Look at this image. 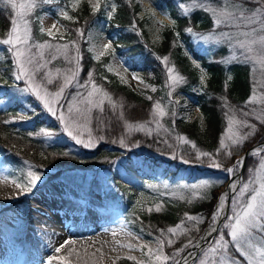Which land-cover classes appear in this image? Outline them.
Returning a JSON list of instances; mask_svg holds the SVG:
<instances>
[{"label": "trees", "instance_id": "obj_1", "mask_svg": "<svg viewBox=\"0 0 264 264\" xmlns=\"http://www.w3.org/2000/svg\"><path fill=\"white\" fill-rule=\"evenodd\" d=\"M161 1L168 6L172 22L164 24L160 39L155 43L149 36L150 14L137 0H98L99 7L95 11L85 1L71 7L69 0H28L35 6L26 17L31 27L26 47L34 50L36 41L48 40L59 43L60 51L63 50L58 51L60 53L55 59L48 61L51 71L56 70L52 78L54 83L47 84V79L40 72H35L37 80L52 91L62 77L58 68L65 73H74L77 81L83 83L89 81L88 73L92 72L91 82L105 89L114 102L104 100L99 107H90L87 111L88 133L83 132L81 136L84 139L91 135V140L96 144L91 148L77 145L64 133L58 120L41 107L32 94L28 93L22 99L19 97L18 91L22 82H11L14 49L0 43V85L8 86V89L0 94V154L11 175H16L20 180H27L26 172L31 166L33 171H39L44 176L43 181L61 178L76 188H83L89 194L105 195L122 211H127L131 193L128 190V182L118 174V167L158 186L188 183L210 176L209 172L217 170L209 166V158L197 159V150L213 153L216 163L222 168H227L245 147L264 139V123L256 119L252 122L255 124L252 131L240 142L230 144L217 152L227 115L248 118L250 111L255 108L254 103L246 101L250 91L248 64L235 60L226 61L228 51L224 42L201 44L197 39L199 34L217 27L212 26L209 11L204 6L215 5L219 0ZM107 2L112 6L109 14L105 9ZM245 2L250 3L248 0ZM53 5L69 9L73 18L69 20L59 15L52 8ZM41 12H47L60 21L65 29V37H50L40 31L38 17ZM14 15L15 11L8 5L7 0H0V40L7 36ZM93 19H104L106 31L113 32L114 45L110 52L125 56L131 69L150 72L153 79L160 84L149 93L151 100L148 99L149 96L139 94L105 69L103 64L109 53L99 60L91 56L83 38ZM188 28L192 31L188 32ZM179 39L203 67L204 81L200 78L201 70L182 50ZM62 43L68 45V48L64 49ZM51 50L53 49L44 52L46 58L50 56ZM165 56L168 57L166 63L163 61ZM169 66L182 78L180 83L172 87L166 84ZM195 85L198 86L196 90L192 89ZM73 89H65V100L72 94ZM178 92L184 93L196 104L202 115V123L196 120L188 121L175 114L173 97ZM157 103L160 104L159 109L154 107ZM18 106L24 107L23 114L17 111ZM160 112L164 114L160 115ZM124 120L148 126L149 132L124 130ZM45 133L53 135L47 136ZM181 137L190 143H185ZM121 141L124 143L121 144ZM135 141L137 144L134 145ZM192 144H195L196 148H193ZM261 155L264 156V151L246 156L242 181L249 178L252 167ZM182 159L188 160L189 163H183ZM103 169L113 172L111 181L116 188H111L112 183L101 184L98 174ZM222 175V179H225L226 173L223 172ZM219 181L210 185L205 198L186 202L183 194L182 198L178 199L179 204L182 203L187 210L198 212L201 209L206 215L218 192L221 184ZM244 195L242 200L245 199L246 193ZM235 198L233 195L230 197L228 209L232 207L231 201ZM161 200L156 207H137L130 214V218L133 220L135 231L144 238L157 239L163 251L169 254L174 245L196 236L204 223H198L197 228L183 223L189 228L187 233L185 230L176 234L168 233L167 229L180 220L182 209L174 203L173 197H170V201L164 197H161ZM226 223L229 221L224 218L212 242L227 241L226 251L229 259L236 264H248L230 241L228 228L224 226ZM161 240L164 241L163 244L160 243ZM169 240L172 241L171 244L168 243ZM203 253L202 251L198 255V259L195 258L193 264H197L204 257ZM111 264L139 263L125 256H118Z\"/></svg>", "mask_w": 264, "mask_h": 264}, {"label": "rangeland", "instance_id": "obj_2", "mask_svg": "<svg viewBox=\"0 0 264 264\" xmlns=\"http://www.w3.org/2000/svg\"><path fill=\"white\" fill-rule=\"evenodd\" d=\"M83 1H85L87 5L92 8H94V6L98 4V0H69V3L71 7H75ZM138 1L150 14L149 36L153 42L157 43V41L160 39V31L164 24H170L172 22V19L169 16V8L161 0ZM248 1L250 2V0ZM17 2L20 3L23 2V0H17ZM204 7L209 11L212 20V26L217 27L213 28L210 31H205L203 34H199L197 36L199 42L201 44H208L210 42L219 44L221 42H224L228 51V53H226L225 60L246 62L249 67L248 71L250 75V91L246 98V101L254 103L255 105H253V107L255 108L250 111L251 114L248 116V118H239L234 114L227 115V122L222 134L223 138L225 139V144L228 147L230 144H236L233 143V140L240 142L247 133H250L252 131V126L255 125L254 123H252L253 120L258 119L261 120L262 123H264V0H253V2L250 3L245 2V0H219V2L215 5L208 4ZM52 8L61 16H63V12H67L68 16L73 18V15H71L69 9L67 8H63L58 5H53ZM105 9L107 11V14L112 11V6L109 2L105 3ZM38 19L40 28L43 27L44 32L47 35L48 30L51 29L53 35L50 37H65V29L57 18L49 13L42 12L40 13ZM53 25H55V27H53ZM113 37V33H108L106 31V21L104 19H93L87 31L85 32L83 39L86 41V46L94 59H96L95 57L98 56L101 52H105L104 45L111 42L112 48L109 51L105 52V54L109 53L107 60L103 64L105 69L109 71V68H111L110 72H112L120 81L124 83L126 81V84H128L133 90L143 95L144 97H148L149 93L158 88L160 84L153 79L150 72L145 73L140 69H131L130 63L125 58V56L110 52L113 49L114 45V42L112 40ZM178 43L182 46V50L189 56V59L199 67V69L201 70L200 78H202L204 81L203 67L200 65V63H198L197 60L192 58L191 53L183 44L182 40L179 39ZM40 44H45L46 46L41 49L37 47V45ZM47 44H51L54 46L48 58H46L44 55V52L50 49L49 47H47ZM63 45L64 43L61 44V46ZM59 46V43L48 40L36 41L34 44V50H29L28 47L25 48V59L31 56L33 64L38 61L40 65H44L43 67H38L35 72H40L41 75L45 78H47L48 74L51 73V78H53L55 76L56 70L54 69V72L51 71V68L48 66V61L52 58L53 55L56 56L63 51H56V48H59ZM26 67H28L29 71L33 70V66L31 64H27ZM17 71V62L16 58L14 57V71L11 82L17 84L22 81V87L20 89H25V91H21L20 97H22L23 94L29 92L35 97L39 105L41 107L43 106L47 110L44 102L38 99L37 96L30 90L33 85L29 84L27 77H23L20 81L15 80L14 77ZM58 71L62 73L59 84L63 85L65 78H67L71 80V83L68 84L65 89L70 87H73L74 89L72 94L69 95L66 100L64 98L65 91L58 101L55 99V97H49L51 106L53 108H57V116L54 117H56L59 121V111L62 110L64 112L65 120L69 122L74 132L79 131L81 134L83 132L88 133V112H85L84 110L86 108L90 109V107H95V105L100 104L101 100H106L112 103L114 102V99L105 91V89L97 84L96 85L98 87V91L94 93L91 98H89L88 92L92 90L91 84L93 82L90 81L86 86H83L85 85V83L78 82L77 77L74 73H65L62 72V70L59 68ZM35 72L32 76V80L35 85L40 86L41 95H44L45 89L49 93H54L58 90L56 86L52 91L47 89L39 80H37ZM171 75L177 76L178 79L180 78L179 74L174 70ZM166 84L170 87L173 86L172 82L169 80L168 72ZM197 88V85L192 87V89L194 90H196ZM4 90L5 87H0V94L4 92ZM105 93H107V96H105ZM74 96L76 97V100H73ZM88 99H91L93 101V104H87L86 102ZM64 100L65 102L63 103ZM173 101L175 114L177 116H180L188 121L196 120L199 123H202V115L199 112L197 106L184 93H176L173 97ZM69 102L73 104V111L71 113L68 112ZM77 108L81 109V113H77ZM18 111L20 113H24V109L22 107H19ZM79 117H82L83 119H79ZM230 122L232 124L231 132L228 131ZM59 123L64 131V125L60 121ZM123 128L127 131L142 130L141 132H143L146 130V132H149L148 126L138 123H129L127 120L123 121ZM64 133L67 135V132L64 131ZM232 133H235V135L232 136ZM222 134L220 135V139L222 138ZM229 136H232V139H229ZM84 139L86 140L85 142H87L88 136L84 137ZM92 143L93 146L96 144V142L93 140ZM135 143L137 144V141L134 142V145ZM240 153L236 155L233 163H231L228 167H231L237 160H240ZM0 168L4 170L5 174L9 173L7 167L1 162V159ZM118 168V174L122 178H124V181L128 182V190H130L131 193V200L129 204L130 206L129 209L125 212H121L120 209L114 203H112V201L107 198H103L98 194H88L87 192H85V190H79L76 188L74 190H66V188H63V186H70L68 183L60 182L58 180H50L45 182L44 184H39V182H41L44 178L42 176L41 180L34 187H32L28 185V182L26 183L24 181L16 179L13 176H10V184L12 185V187H15L12 189L15 191V197L5 202L10 204H8L5 209L0 210V226L3 225L10 227L21 235L24 241L23 246H25L26 252L23 248L19 247L16 242H6L1 235L0 248H3L4 246H12L16 251L6 248L7 250L5 252L9 254H12V252L17 254L19 258L27 264L29 262L30 264H49L48 258L50 256L53 257L52 253L46 254L42 253V251L40 250L41 243L39 244V242L35 241L34 234L29 231L28 222H30V218L27 211L32 210L31 205L39 206L38 203H31V201H34L36 199V194L39 191H41L43 188L53 187L58 193H68L70 196L82 202L87 201L96 207L106 209L111 219L120 221L125 225H123L125 228L124 230L126 233H128L126 237L129 238L134 243V245L119 247V249L113 250L109 255L99 258V261H97L98 263L96 262L93 264H111L112 261L118 256L134 258L133 260H135L139 264H175L178 257L186 249L184 246L188 245V243L185 242L194 241L203 229L204 224L202 225L196 236L192 237L191 240L186 239L178 245H174L170 250V253L168 254L163 251L157 239L151 237L148 240H145L139 233L133 230V228L131 227L133 225V220H131L130 214L133 213L134 209H136L137 207H156L160 204V202H162L161 197H164L169 201L170 197H173L174 203H177L176 205L182 209L180 212V220L170 226L176 227L177 225H180L177 231L173 234H176L181 230H185L186 233L189 231V228L187 229V226H185L183 223H189L190 227L194 228H197L199 226L198 223L200 222H206L205 224L210 225L212 222V213L217 209L216 202L218 194L222 190V187L229 175L226 174V178L222 179V173L224 171L217 169L215 171L209 172L210 176L197 178L192 182H181L170 186H158L157 184L144 181L130 171H127L120 167ZM28 170L29 167L26 173H28ZM100 172L101 173L98 174V178L100 179L101 184H111V177L113 172L105 169L101 170ZM218 181L221 182L218 187V193L213 198L214 200L212 207L206 215L203 211H201V209L198 212H196L195 210H187L182 203L179 204L178 199L182 198L183 194L186 197V202L192 201L196 198H205L209 193L210 185L212 183H217ZM245 183L248 184V188L246 191L240 192L236 190L231 194V196L233 195L236 197L235 201L236 205L238 206L237 211L239 210V207H242L245 204L250 195L253 194L254 190L258 189L261 184H264V156L261 155L258 157L256 163L251 169L249 178L244 181H242V179L239 181V183L237 184L238 189L242 188ZM114 187L116 188V185L112 183L111 188L113 189ZM29 188L31 190H29ZM245 193L246 197L244 200H242V197ZM22 194H24L23 199L28 202H21V199H16ZM224 201L225 198H223V204ZM228 202H230V198ZM5 203L0 204V207H2ZM188 217H193L194 219H188ZM227 231L230 241L233 243L235 248L237 245H239L238 251L248 261V264H262V261H264V218L256 221V223L250 228L248 235H241L237 240H232L230 236V227ZM210 243H208L206 246H208ZM226 248L227 241L225 240H221L219 244L217 243V241L212 242V244L204 251V257H202L197 264H233V261L229 259ZM178 249L180 251L177 253ZM203 249H201L196 254V256L200 254ZM212 249H216V251H212ZM161 250L163 251V254L169 255L170 257L172 253H177V255L171 261H157L156 257L161 254ZM193 259H188L187 264H192ZM50 264H63V262L52 259Z\"/></svg>", "mask_w": 264, "mask_h": 264}, {"label": "snow or ice", "instance_id": "obj_3", "mask_svg": "<svg viewBox=\"0 0 264 264\" xmlns=\"http://www.w3.org/2000/svg\"><path fill=\"white\" fill-rule=\"evenodd\" d=\"M250 2H253V0H250ZM7 3L15 11V15L10 21V30L7 32L6 38L0 40V43H2L4 45H10L14 49L17 67H18V71H17L14 78L16 81H20L23 77H27L29 84L33 85L30 90L37 96L38 99H40L44 102V105L47 107V111L49 113H51L52 116H57V108H53L51 106V102H50L49 97H55V99L58 101L62 97V95L65 91V87H67V85L71 83V80L65 78L63 85H60L58 82L56 83L55 86L58 88L57 91H55L54 93H49L45 89L44 95H41L40 86L34 84V82L32 80V76L38 67H43L44 65H40L38 61L35 64H33V60H32L31 56H29V57H27V59H25V48L28 44V40L30 38V33H31L30 21L26 17H27L28 12L35 5H34V3L27 2V0H23V2H20V3H18L17 0H7ZM98 7H99V5L97 4L96 6H94L93 10L95 11L96 8H98ZM62 15L66 19H69V20L72 19V17L68 16L67 12H63ZM53 27H55V25H53ZM40 31L44 32V28L41 27ZM77 31H79V30H77ZM187 31L191 32L192 29L188 28ZM48 35L49 36L53 35V32L51 31V29L48 30ZM73 43H75V42H73ZM22 46H24V47H22ZM45 46H46L45 44L37 45V47H39L41 49L44 48ZM47 47L53 48L54 46L51 44H47ZM63 47H64V49H67L68 45H64ZM111 48H112L111 42L104 45L105 52L109 51ZM56 51H60V49L56 48ZM105 52H101L95 58L97 60H99L101 56L105 55ZM41 56H42V54H41ZM55 58H56L55 55H53L52 59H55ZM163 61L166 63L168 61V57L167 56L163 57ZM27 64H31L33 66L32 71H29L28 67H26ZM109 71H111V68H109ZM167 72L169 74V80L172 82L173 85L180 83V80L182 78L178 79L177 76L171 75L173 72L172 67H167ZM88 78H89L88 82H90L92 79V72L88 73ZM46 79H47V84H53L54 83L53 79L51 78V73L48 74V77ZM88 82H86L85 85H83V86H86ZM125 83H126V81H125ZM91 87H92V90L88 92L89 98H91L93 96V94L98 91V87L95 83H92ZM20 90L25 91V89H20ZM169 95H171V93H169ZM105 96H107V93H105ZM148 99L151 100L152 97L149 96ZM73 100H76L75 96L73 97ZM86 103L87 104H93V101L91 99H88ZM100 104H103L102 100L100 101ZM100 104H97L95 106L99 107ZM58 107H59V105H58ZM154 107L156 109H159L160 104L157 103L156 105H154ZM88 110H90V109L86 108L84 111L86 112ZM72 111H73V104L71 102H69L68 103V112L71 113ZM76 111H77V113H81V109H79V108H77ZM159 114L163 115L164 113L160 112ZM58 119L64 125V131L67 132V135L69 137H71L72 140H74L77 145H82L85 148L93 147L91 135H89L88 141L85 142V140L81 137V133L79 131L74 132L73 128L70 126L69 122L65 120L64 112L62 110L59 111ZM231 129H232V124L230 122L229 127H228V131L231 132ZM45 135L52 136L53 133H45ZM234 135H235V133H232V136H234ZM232 136H229V139H232ZM100 139H103V137H100ZM181 139L185 143H190V141L186 140L183 137H181ZM123 143L124 142L121 141V144H123ZM233 143H238V141L233 140ZM219 145H220V147L217 149L218 153L227 147V145L225 144V139L223 138V134H222V138L219 141ZM192 147L196 148V145L192 144ZM257 151H259V150L254 149L252 152L249 153V155H252ZM201 157L209 158V161H210L209 166L210 167L224 171L226 174H228L229 176H233L234 178L236 176V169L238 167H241L244 163V159L241 158L240 160H237L231 167L222 168L221 165L219 163H216V161L213 159V153L197 150V159H199ZM182 162L183 163H189V161L186 159H182ZM27 175L29 177L28 185H30L32 187H34L42 178L41 173L39 171H32L31 166L29 167ZM247 188H248V184L245 183L242 188L238 189V186L235 182V179L229 185L230 191L238 190L240 192H244L247 190ZM29 190H31V189L29 188ZM223 198H225V199L228 198L227 192L223 194ZM231 203H232V207L230 209H225L223 205L218 206L217 210L212 213V220L215 222L217 220L218 216H223L227 221H229V223H226L224 225L225 228L230 227L231 228L230 236H231L232 240H237L241 235H248L250 228L256 223V221L261 219V218H264V184H261L258 189L254 190L253 194L250 195V197L247 199V201L245 202V204L242 207H239L238 211H237L238 206L236 205L235 199H233L231 201ZM157 211H159V209H157ZM188 219H194V218L188 217ZM232 221H234V222H232ZM179 227H180V225H177L176 227H170L167 229V231L170 234L175 233ZM212 232H217V228L215 226L212 227ZM68 243H69V241L65 240L63 244H61L58 248L55 249V251L60 252V250L62 248H64L65 245ZM160 243L163 244L164 241L161 240ZM168 243L171 244L172 241L169 240ZM217 243L219 244L220 241H217ZM191 244H192V241H189L188 245H191ZM188 245H185L184 247L187 248ZM236 248L238 250L239 245H237ZM179 251L180 250L178 249L177 253ZM212 251H216V249H212ZM177 253H172L171 257H170L169 255L163 254V251L161 250V254L156 257V260L157 261H169L170 259L175 258ZM71 255H72V251L69 250L68 257H70ZM52 259H53V257H51V256L48 258L49 264H50ZM55 259L58 261H62L63 264H72L71 260L65 256H56ZM131 259H134V258H131ZM197 259H198V256H197ZM183 264H187V258H184ZM233 264H235V261L233 262ZM262 264H264V261H262Z\"/></svg>", "mask_w": 264, "mask_h": 264}, {"label": "bare ground", "instance_id": "obj_4", "mask_svg": "<svg viewBox=\"0 0 264 264\" xmlns=\"http://www.w3.org/2000/svg\"><path fill=\"white\" fill-rule=\"evenodd\" d=\"M5 176L4 170L0 168V204L15 197V191L12 190L15 187H12ZM224 192L225 188L218 196L217 208L223 204ZM35 198L31 203H38L39 206L33 208L34 205H31L35 212L27 211L30 218L29 231L34 234L35 241L41 243L42 253H52L53 257L65 256L71 260L72 264H93L119 247L134 245L126 237L125 225L111 219L106 209L96 207L87 201L82 202L70 195L58 193L53 187L43 188ZM21 202L28 201L21 199ZM210 229L211 225L207 226L204 234H207ZM56 237L58 245H55L53 241ZM65 240L69 243L60 252H56L55 249ZM6 250L5 247L0 248V264H27L17 254L6 253ZM69 250L72 251L70 257H68ZM189 255L190 253L182 255L178 264H183L184 258L188 259Z\"/></svg>", "mask_w": 264, "mask_h": 264}, {"label": "water", "instance_id": "obj_5", "mask_svg": "<svg viewBox=\"0 0 264 264\" xmlns=\"http://www.w3.org/2000/svg\"><path fill=\"white\" fill-rule=\"evenodd\" d=\"M259 143H260V144H264V140L260 141ZM254 149L263 150V149H264V146L258 147V146H257V143H254V144L249 145L248 147H246V148L242 151V153H241V158L245 159L246 155L249 154L250 152H252ZM242 166H243V165H242ZM242 166L239 167V169H238L237 172H236V176H235V177H236L237 179H240L241 172H242ZM232 178H234V177H233V176L228 177L227 181H226L225 184H224V188L226 189V192L228 193V198H229V196H230V194H231V192H232V191H230L229 188H228L229 181H230ZM226 187H227V188H226ZM228 198L225 199V204H224V208H225V209H226V206H227ZM221 219H222V216H220V217L216 220V222L214 223V226H215L216 228L218 227V225H219ZM204 229H205V227L203 228L201 234L198 236L197 244H195V245H188V247L186 248L187 251H188V250H193V252H194V254H195V253L197 252V250H198L199 245H203V244L205 243V240L208 239V237H209L210 235H213V234H214V232H212V230H211L209 233L204 234Z\"/></svg>", "mask_w": 264, "mask_h": 264}]
</instances>
